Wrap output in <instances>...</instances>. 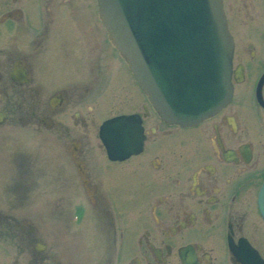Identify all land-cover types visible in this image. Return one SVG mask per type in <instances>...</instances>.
I'll return each instance as SVG.
<instances>
[{
  "label": "flooded vegetation",
  "instance_id": "flooded-vegetation-1",
  "mask_svg": "<svg viewBox=\"0 0 264 264\" xmlns=\"http://www.w3.org/2000/svg\"><path fill=\"white\" fill-rule=\"evenodd\" d=\"M230 1L233 70L242 85L256 72L255 86L232 78L231 102L185 126L151 106L97 0H0L6 264H264V0L255 22L240 12L254 0ZM122 116L142 146L113 159L100 129ZM65 223L88 228L91 244Z\"/></svg>",
  "mask_w": 264,
  "mask_h": 264
},
{
  "label": "water",
  "instance_id": "water-1",
  "mask_svg": "<svg viewBox=\"0 0 264 264\" xmlns=\"http://www.w3.org/2000/svg\"><path fill=\"white\" fill-rule=\"evenodd\" d=\"M97 5L112 44L163 120L193 125L231 102L232 78L239 84L243 74L233 70L223 0H97ZM263 83L264 75L257 89ZM133 117L101 126L110 158H122L111 156L116 150L126 151L125 158L141 148L138 134L136 147H129L137 138L130 130Z\"/></svg>",
  "mask_w": 264,
  "mask_h": 264
},
{
  "label": "rangeland",
  "instance_id": "rangeland-1",
  "mask_svg": "<svg viewBox=\"0 0 264 264\" xmlns=\"http://www.w3.org/2000/svg\"><path fill=\"white\" fill-rule=\"evenodd\" d=\"M235 1H237L238 2V0H235ZM225 7H226V13H227V15H228V18L229 19H233V17L235 16V14H236V12H237V5L238 4H234L233 2H231L230 0H225ZM246 5L248 6L249 4L248 3H246ZM258 5V4H257ZM259 7V5L258 6H256V2H255V0H254V9L253 8H251L250 6L249 7H247V8H245V9H240V12H241V14H242V16H244V17H246V18H250V17H252L253 19H254V22L255 21H257V20H259L260 19V16H259V14H257L255 11H257V9H259L258 8ZM225 11V10H224ZM226 15V14H225ZM263 15V14H262ZM254 22H252V23H250V24H252L253 25V23ZM248 23V22H247ZM248 25V24H247ZM246 25V26H247ZM247 28V27H246ZM239 40H240V38H239ZM242 41V40H241ZM240 41V42H241ZM120 72H121V74H122V76H123V78H124V75H125V73H127V71L125 70V66H124V64H123V66H122V68H121V70H120ZM256 72H254L253 74H251V72H249V74L247 75V80H246V82L242 85V83H239V85L236 87V89H242V88H246V89H253L254 88V86H255V83H254V79H255V74ZM126 77H127V74H126ZM127 79H128V77H127ZM125 80V79H124ZM129 85H127V87H128ZM130 88L131 89H133L134 88V84H132L131 86H130ZM124 96H127V93H125V95ZM143 102V101H142ZM126 106V105H125ZM102 120H103V118L102 119H97L96 120V124H95V137L97 136V127L99 126V124L102 122ZM82 194H83V192H82ZM72 224H74V223H72ZM72 224L70 223V225L68 224V223H65L64 225H63V229L65 230V232L67 231V233L69 234V231H75V230H77V229H82L81 230V232L79 233V238L81 237V239L79 240V242L77 243V245H80L81 244V247H83L84 245H86L87 243L88 244H91V238H90V235H89V230H88V228H86V227H84V225H83V228H82V224H80V226H78V227H71L72 226ZM85 239H86V241H87V243H86V241H85ZM4 245H7L6 246V248H4V247H2V245L0 244V261H1V263L2 264H6V262H8V261H10V259L9 258H11V253H10V250H9V253H7L6 254V252H7V247H8V244L7 243H5ZM3 245V246H4ZM9 258H8V257ZM8 260V261H7Z\"/></svg>",
  "mask_w": 264,
  "mask_h": 264
},
{
  "label": "bare ground",
  "instance_id": "bare-ground-1",
  "mask_svg": "<svg viewBox=\"0 0 264 264\" xmlns=\"http://www.w3.org/2000/svg\"><path fill=\"white\" fill-rule=\"evenodd\" d=\"M137 140H138L137 138H136V139L134 138V142H133V144H132L133 147H136Z\"/></svg>",
  "mask_w": 264,
  "mask_h": 264
}]
</instances>
